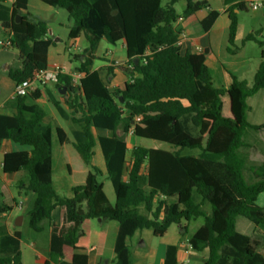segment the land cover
<instances>
[{
  "label": "trees",
  "instance_id": "16d2710c",
  "mask_svg": "<svg viewBox=\"0 0 264 264\" xmlns=\"http://www.w3.org/2000/svg\"><path fill=\"white\" fill-rule=\"evenodd\" d=\"M41 1L68 11L73 21L69 37L77 38L85 32L90 52L103 34L112 41L124 39L128 61L121 68L129 77L123 88L110 90L99 71L90 70V57L79 67L84 73L79 84L73 85L70 74H59L56 86L67 88L65 96L72 118L83 125L86 135L85 140L75 142V147L91 167L86 182L74 186L71 197L59 195L53 183V127L38 130L46 116L45 108L37 102L41 89L17 96L13 114L0 113V147L4 139L30 147L7 152L3 161L5 173H27L18 188L35 195L27 213L30 226L43 231L54 209L59 206L64 210L68 225L59 231L57 225L53 226L49 258L44 264L61 263L68 247L81 251L73 254L70 264H88L84 251L90 248L94 219L101 220L103 231L117 224L111 242L115 257H102L109 259L108 264H132L127 240L136 231L152 228L159 237L172 224L181 225L198 217H204V222L191 236L190 244L196 251L209 249L203 264H225L229 259L232 264H264V253L259 251L263 240L254 237L255 230L264 227V205L258 202L264 193V161L250 166L256 179L248 183L244 175L247 156L241 151L248 145V129L264 128L251 124L247 117L248 98L264 88V37H258L261 30L244 38V42L254 40L261 46V63L253 83L230 73V85L219 88L213 83L205 51H183L177 44L185 30L199 36L212 28L220 15L218 10L210 9L203 19L197 14L209 7L207 0ZM181 1L186 2L182 13L176 8ZM15 8L27 9L28 0H16ZM236 8L243 9V4L229 11L230 43L235 42L238 29ZM3 26L11 31L13 46L20 54L21 65L9 69L13 80L21 82L49 66L48 52L54 40L47 37V20L32 21L23 16L20 22L12 20ZM111 76L113 67L109 66ZM226 96L229 114L224 113ZM190 122L198 127L199 135L185 128ZM92 126L113 134L95 136ZM56 130L63 142L64 131L60 127ZM118 130L170 143L173 149L137 145L127 160V143ZM98 143L114 185L115 203L104 190L101 170L92 164ZM194 193L211 205L210 215L202 209V203L195 201ZM18 200L10 185L0 182V213L12 211ZM20 236L16 232L1 239L0 245H9L11 252L1 248L0 264L22 263ZM176 252L177 247L170 245L164 264H179Z\"/></svg>",
  "mask_w": 264,
  "mask_h": 264
},
{
  "label": "crops",
  "instance_id": "0c3cea01",
  "mask_svg": "<svg viewBox=\"0 0 264 264\" xmlns=\"http://www.w3.org/2000/svg\"><path fill=\"white\" fill-rule=\"evenodd\" d=\"M16 0H0V27L6 36V39L12 38V33L9 29L3 26L5 22H11L12 20L20 19L23 16L28 17L34 21V15L30 11V6L35 3V0H28L27 9H16ZM209 7L200 9L197 14L200 19L207 16L210 9H216L220 12L219 17L212 26V28L199 36H194L192 30L188 29L181 33L179 41L183 51L189 52H201L199 47L205 51L207 65L210 62L215 70L212 74L213 77L218 78V84L215 85L219 88H227L231 83V74H235L238 78L248 81L251 85L254 80L255 73L261 63V46L254 40L244 42V38L250 32H256L261 30L258 36L264 37V6H262V12L257 16L258 10H253L255 14V23L252 24L251 29H247L246 25L242 22V13H248V0H207ZM167 1L165 0L164 3ZM237 4H243V9L236 8L235 11L238 16V29L235 37V42L242 40V46L237 45V51L229 52L223 48V39L229 43V28L230 18L229 11ZM186 7V2L181 1L176 4V8L180 13ZM246 10V11H245ZM41 20V19H39ZM48 22V34L49 39L54 40V44L50 46L48 52L49 66L56 63L65 66L66 73L70 74L74 79L80 81L84 76V73H74L72 69L80 67L89 57L92 58V63L89 66L90 70H98L100 76L105 81L110 90H116L123 88L125 83L129 80L128 75L122 70L121 65L128 61L126 42L124 39L113 41L114 49H109L105 52L100 51V46L104 39H108V36L103 34L100 41L97 43L94 52L89 51L90 42L87 39L85 32L77 38H70L69 33L73 25V21L68 18V22L65 23L54 17L44 18ZM38 21V20H36ZM17 22V21H16ZM178 21L176 24H178ZM94 29L99 32L100 28L94 22L92 24ZM60 28L65 32H61ZM250 43H256L259 45V54L251 56L245 54L246 48ZM120 45V46H119ZM227 46V45H226ZM15 52L13 56H1L0 53V113L13 114L16 111V97L14 95L16 81L9 75V69L13 66L19 67L21 65L19 50L14 46H11ZM202 51V52H203ZM18 56V62L16 63ZM70 56L76 60L70 61ZM68 63V64H67ZM16 64V65H15ZM67 64V65H66ZM109 66L113 67V76L109 77ZM42 95L38 99V104L42 105L46 110V116L42 123L38 126V130L43 131L47 126L53 127L52 136V155H53V172L52 178L57 193L61 196L71 197L73 195L72 188L76 185L84 184L86 182L88 173L91 169L89 165L85 163L82 156L75 147V142L83 141L86 138L84 127L81 123L76 122L72 118V110L66 101L65 93L59 91V87L55 83L48 84L45 87L40 88ZM224 113L227 105L228 98H224ZM248 104L250 109L248 110V121L253 125H264V88L258 91L253 96L248 98ZM60 127L65 133V139L60 142L59 135L56 130ZM92 131L95 136H112V131L109 129L96 128L92 126ZM250 131H254L262 140V134L264 128L261 130L248 129L247 135ZM120 137L127 143L126 159L131 157L132 149L140 145L142 137L134 135L132 132L123 133L118 130ZM247 141V140H246ZM58 145V154L60 155V164L58 165L56 172L54 171V151L53 143ZM247 146L242 148L241 151L247 156V167L253 164H259L264 161V142H249ZM145 146V145H144ZM148 147V146H146ZM29 146L20 145L11 139H4L0 147V182L8 183L11 187L13 195H19L18 204L23 203L22 207L17 205V208L23 211V220L25 215L32 207L35 199V195L32 192L25 193L23 189L18 188V184L21 180L27 179V173L24 170H20L14 173H5L3 171L4 155L11 151L28 150ZM172 150V149H171ZM94 156L92 164L96 165L100 170V180L104 183V190L111 203H115L116 193L112 181L108 178L105 158L100 144H96L94 147ZM103 155V160L100 158L98 163H95L94 159L99 153ZM68 172V176H66ZM124 177L127 178V172L124 171ZM62 191L64 193L62 194ZM195 196V195H194ZM197 203H202V209L206 214L210 215L212 212L211 205L208 202H202V198H194ZM261 205H264V193H262L258 199ZM15 208L8 213H0V227L2 233L0 235V241L5 236H15L16 232L20 233V248L22 251V263L25 264V250L24 245L29 249H32L36 253L37 264H44L49 258L50 240L54 231L53 226H58V231L68 224L65 221L64 210L61 207H56L53 211L52 218L45 222L43 231H23L19 228L21 224L14 222ZM200 217L192 219L197 221ZM191 220V221H192ZM183 221L182 224H172L163 236H155L152 228H143L132 236L129 237L127 242L131 250L132 264H164L168 247L170 245L177 247V260L179 264H191L195 256H199L203 263L207 260L209 255V249L206 248L203 251H196L191 247V236L202 226L200 223L193 232H189V223ZM24 222V221H23ZM23 224V223H22ZM187 226L186 230H182V226ZM117 228V224H111L102 230L101 220H92V232L90 238V248L84 251L88 254V264H108L109 259H114L115 255L112 252L111 242L113 240L114 230ZM109 235V237H108ZM254 237L262 239L263 244L259 251L264 253V227H258L255 230ZM1 248L10 254L11 249L9 245L1 246ZM75 252H81L74 250L71 247L66 248L65 255L61 260V263L57 264H70L72 256ZM107 256L109 259L102 257ZM202 263V264H203ZM54 264V263H53Z\"/></svg>",
  "mask_w": 264,
  "mask_h": 264
},
{
  "label": "rangeland",
  "instance_id": "374dc122",
  "mask_svg": "<svg viewBox=\"0 0 264 264\" xmlns=\"http://www.w3.org/2000/svg\"><path fill=\"white\" fill-rule=\"evenodd\" d=\"M219 3V0L216 2ZM249 6V5H248ZM30 11L33 13L34 15V21L39 20V19H44V18H48V17H54L55 19H59L60 21H63L65 23L68 22V18H69V13L65 8H61V7H54L51 6L41 0H35V3H32L30 6ZM246 11V10H245ZM262 12V7L261 9H259L257 16L259 14H261ZM255 14L253 12V10L251 9V7H248V13H242V22L246 25L247 29H251L252 24L255 23ZM61 32H65L64 29L60 28ZM259 35V34H258ZM259 38H263L261 36H258ZM0 40L5 41L6 40V36L2 31V28L0 27ZM223 48L225 50L226 47H230L232 50L237 51V45L238 46H242V40H238L237 42L234 43H227L226 40L223 39ZM113 41L108 37V39H104L102 41V44L100 46V51L105 52L109 49H114L113 46ZM227 45V46H226ZM120 46V45H119ZM259 45H257L256 43H250L248 45V47L246 48L245 54L247 55H251V56H256L257 54H259ZM15 50L11 47V46H5L4 44H0V53L1 56H13L14 57V53ZM229 52H231L229 50ZM233 53V52H231ZM76 59L72 58L70 56V61H74ZM18 62V56H17V60L16 63ZM68 64V63H67ZM66 64V65H67ZM16 65V64H15ZM208 67L210 69V71L213 73L215 70L213 69L212 64L209 62L208 63ZM72 71L74 73L79 72V67L72 69ZM78 81V77L77 80ZM218 78H214L213 79V83L214 85L218 84ZM227 105H229V101L227 102ZM226 114H229V108L225 109ZM185 128L190 131L193 135H199V129L198 127H196L195 125H193L191 122L188 124H185ZM262 136V140H260L259 136L257 133H255L254 131H250L249 134H246V140L249 142H264V133L261 135ZM140 145H145L148 147H154V148H163V149H167V150H171L173 149V146L170 143L167 142H162V141H158V140H154V139H148V138H141V142H139ZM186 150H191L190 148H187ZM53 151H54V171L56 172V169L58 167V165L60 164V155L58 154V145L56 142L53 143ZM191 152H197V150H191ZM100 158L103 160V155L101 154V152L99 153V155H97L94 159L95 163H98L100 161ZM66 176H68V172H66ZM244 175L245 178L247 180L248 183H253V181L256 179L255 175L252 173V171L248 168L245 169L244 171ZM64 193V191H62V194ZM194 198H198L199 195L197 193H194ZM15 218H14V222L17 223L19 216L24 215L25 213L21 210H19L17 207H15ZM24 221V222H23ZM204 222V217H200L197 221L192 220L189 223V232H193L194 229L200 224ZM23 223V224H22ZM20 226L19 228L21 230L25 231H31V232H36L29 224V218L27 215H25L24 220L22 218V220L20 221ZM24 250H25V264H37V259H36V253L35 251H33L32 249H29L27 246L24 245ZM203 260L200 259L199 256H195V258L193 259L191 264H202ZM225 264H232V261L229 259L226 261Z\"/></svg>",
  "mask_w": 264,
  "mask_h": 264
},
{
  "label": "built area",
  "instance_id": "2783aa9c",
  "mask_svg": "<svg viewBox=\"0 0 264 264\" xmlns=\"http://www.w3.org/2000/svg\"><path fill=\"white\" fill-rule=\"evenodd\" d=\"M248 5L253 10H258L262 6H264V0H248ZM0 44H4L5 46H13L12 38H8L5 41L0 40ZM180 45V41L177 43ZM199 51H203L201 47L198 48ZM66 73L65 66L61 64H54L52 66H48L46 69L36 70L33 73V76L27 78L21 82H16L14 95L23 96L26 95L30 90L35 88H42L51 83H57L59 81V74ZM73 78V85L79 84V81ZM23 203L20 202L18 204L19 207H22Z\"/></svg>",
  "mask_w": 264,
  "mask_h": 264
},
{
  "label": "water",
  "instance_id": "95a60500",
  "mask_svg": "<svg viewBox=\"0 0 264 264\" xmlns=\"http://www.w3.org/2000/svg\"><path fill=\"white\" fill-rule=\"evenodd\" d=\"M16 21L17 22H20V19H16ZM59 91L61 92V93H66V91H67V88L66 87H60L59 88ZM22 216L19 218V221H18V224H20V221L22 220Z\"/></svg>",
  "mask_w": 264,
  "mask_h": 264
}]
</instances>
